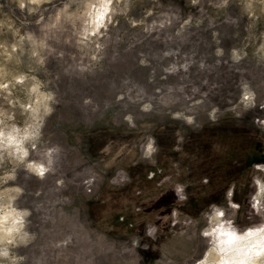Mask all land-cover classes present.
Returning <instances> with one entry per match:
<instances>
[{"label":"rangeland","instance_id":"rangeland-1","mask_svg":"<svg viewBox=\"0 0 264 264\" xmlns=\"http://www.w3.org/2000/svg\"><path fill=\"white\" fill-rule=\"evenodd\" d=\"M69 2L0 0V84L10 81L0 89V128L40 125L23 161L0 149V203L15 196L30 213L23 240L0 241V264H196L208 247L200 230L211 199L171 203L183 201L177 184L185 197L195 189L184 164L198 152H180L204 126L256 133L244 168L222 174L232 195L215 204L241 230L261 222L248 201L252 178L264 179L255 167L264 165V0H113L108 27L84 44L83 18L52 27ZM73 9L83 10V0H71ZM36 80L52 95L47 114L30 91ZM30 162L47 171L36 175ZM149 223L154 238L145 235Z\"/></svg>","mask_w":264,"mask_h":264},{"label":"clouds","instance_id":"clouds-1","mask_svg":"<svg viewBox=\"0 0 264 264\" xmlns=\"http://www.w3.org/2000/svg\"><path fill=\"white\" fill-rule=\"evenodd\" d=\"M41 0H30V3H40ZM195 3V0H193ZM19 7L23 9L25 4L21 2ZM71 7V0L69 3H65L60 8L55 16V20L52 27H55L61 22L63 17L65 21L75 23L76 20H82V27L78 31L77 35L80 39L77 43L84 44L92 37L102 34V31L108 27V22L113 19L116 9L113 7V0H97L93 3L92 0H83V10L73 9L69 11ZM31 11V9H30ZM151 15V13H149ZM156 22L154 21L153 24ZM166 21L161 20L159 27L163 28ZM185 24L188 20H185ZM24 36L20 37L23 41ZM27 39L34 45L37 43L31 35L27 36ZM40 48L46 47L44 41L39 42ZM99 47V45H97ZM17 50L15 44L12 45V52ZM7 54V50H5ZM167 54V53H166ZM217 54H220V50H217ZM32 55L39 56V52L33 51ZM235 55V53H233ZM97 57L92 56L95 60ZM43 62V57H40V61ZM86 69L80 68L83 72ZM24 76L20 75L15 78L17 84L23 83ZM36 78L33 77V80ZM10 81H6L0 84V89H8ZM40 82H36L32 85L30 91L37 94L38 104H42L44 113L47 114L51 109L47 106L46 101L52 99V95L40 92ZM248 99L247 96L244 97ZM147 104L142 105V108L146 109ZM39 111V107L33 108V118L37 119L36 113ZM11 119V117H9ZM127 119H130L128 117ZM190 119V118H189ZM39 123L34 125H27L23 128L12 125L9 129L5 130L0 128V149L4 151H10V155L15 156L17 159L23 161L28 155V148L25 146L26 142L34 140L39 135ZM154 151L152 142L149 141L145 155H150ZM154 163V162H153ZM27 167L35 172L38 176H43L47 171L41 164L30 162ZM255 167L258 170L264 171V165L257 164ZM8 176V179H11ZM252 185L254 186V192L251 194L248 201L250 209L256 216H261V222L252 226L244 227L242 230L235 223L234 215L229 217L225 209L216 204H211L209 210L203 213L205 218L203 227L200 230V236L207 239L208 247L203 253L202 257L196 261V264H264V179L253 177ZM17 193L20 189H14ZM176 195L180 200L186 199L183 192V186L177 184L174 189ZM229 197L232 195V189H229ZM15 196L8 197L7 203H0V241L5 244H12L14 237L19 236L23 240L28 234L24 232L26 217L30 215L26 209H18L14 206L13 201ZM229 206L232 209H238L239 204L229 201ZM146 231L145 235L153 237V233L156 231V225L149 223L144 225ZM154 238V237H153ZM3 255L7 256V251H3Z\"/></svg>","mask_w":264,"mask_h":264},{"label":"trees","instance_id":"trees-1","mask_svg":"<svg viewBox=\"0 0 264 264\" xmlns=\"http://www.w3.org/2000/svg\"><path fill=\"white\" fill-rule=\"evenodd\" d=\"M255 138H257L256 133L250 127L244 125L237 126L235 130L227 134L224 133L220 125H216L214 128L204 126L201 131L196 132L183 144L180 152L183 153V150L187 147H192V150L198 153H200L199 150L203 149V157H201L202 154L193 153L192 155L197 160L190 159L184 164V166L189 167V170L191 169L189 174L190 177H193L195 189L194 191L187 189L186 199L181 202L180 206L178 203H171L173 207L188 208L192 205L196 206L203 198L211 199L212 203H207L206 206L218 202L220 200L218 198L230 189L228 185L230 181L226 179L224 182L222 174L225 171L228 177L230 165L232 164L240 163L244 168L246 155L249 148L256 141ZM205 140L207 141L205 142ZM208 141L212 142L213 145L206 146ZM204 145L205 147H203ZM145 196V194H142V199ZM149 196L151 199L155 198L153 194Z\"/></svg>","mask_w":264,"mask_h":264},{"label":"flooded vegetation","instance_id":"flooded-vegetation-1","mask_svg":"<svg viewBox=\"0 0 264 264\" xmlns=\"http://www.w3.org/2000/svg\"><path fill=\"white\" fill-rule=\"evenodd\" d=\"M159 171V170H158ZM153 177H154V175L152 174V173H150L149 175H148V180H151V179H153Z\"/></svg>","mask_w":264,"mask_h":264}]
</instances>
